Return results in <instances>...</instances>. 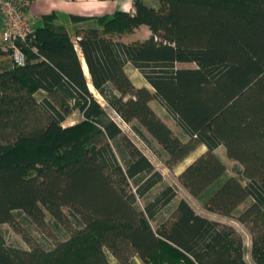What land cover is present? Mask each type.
<instances>
[{
	"label": "trees",
	"instance_id": "trees-1",
	"mask_svg": "<svg viewBox=\"0 0 264 264\" xmlns=\"http://www.w3.org/2000/svg\"><path fill=\"white\" fill-rule=\"evenodd\" d=\"M132 4L133 13L76 19L86 26L76 30V42L45 17L24 46L27 63L0 73V264H146L164 251L187 264H247L233 228L177 198L102 106L76 43L96 93L122 120L136 122L132 129L148 146V134L162 146L169 168L206 147L179 180L208 210L236 213L252 233L253 259L264 264V0ZM142 25L151 31L148 38L122 39ZM130 65L148 86L135 85ZM153 99L187 139L156 112ZM77 110L82 119L65 127ZM110 141L134 191L114 181L122 168ZM221 146L239 164L232 175L217 153ZM165 208L169 217L158 220ZM23 212L39 226L49 224L60 241L44 240L31 250L8 246L1 226Z\"/></svg>",
	"mask_w": 264,
	"mask_h": 264
},
{
	"label": "rangeland",
	"instance_id": "rangeland-1",
	"mask_svg": "<svg viewBox=\"0 0 264 264\" xmlns=\"http://www.w3.org/2000/svg\"><path fill=\"white\" fill-rule=\"evenodd\" d=\"M144 33L142 31H138L136 34V37L134 36H128L127 40H133L134 38H140ZM139 36V37H138ZM11 56V55H10ZM12 58V57H11ZM14 64V63H13ZM178 67L181 66H193L195 67L194 63H184V64H178ZM130 76L132 77L133 81L135 83H140L141 78L138 72L135 70L129 71ZM150 87V86H149ZM92 89V88H91ZM97 99L100 101L102 106L107 108V112L109 115L115 120V122L122 128L123 132L128 135V137L139 147V149L151 160L153 165L158 169L164 178V184H169L174 187V189L177 192L178 197L177 198H184L186 199L190 205L194 208V210L212 220L219 221L220 223L231 226L235 233L233 234V237L239 238L242 241L243 244V251H244V259L247 264H257L255 260L252 257V233L250 232L249 226L246 224H243L239 222L236 219V213L233 216H224L219 213L212 212L205 208L203 204V199L197 198L193 196L180 182L179 175L181 172L190 164L192 163L201 153L205 150L204 146L201 144L197 147L195 151H193L187 158L173 166L172 168H169L165 164V160L167 158L166 152L163 150L162 146L158 144L156 140L151 138V136L148 134L149 139L151 140V145L148 146L132 129L133 123H127L124 120H122L112 109L108 108L106 106V103L100 97L95 89H92ZM152 107L157 110L158 114L164 118L169 124L171 125L174 132L178 135H180L182 138L187 139V135L181 128V126L178 124L175 117L169 112V110L158 100L153 99L151 101ZM82 119V116L80 112L77 110L69 115L68 120L64 122V126H72L76 123H78L79 120ZM113 150L115 151L122 169H117L113 172V177L115 183L124 191V192H130L135 190V185L133 181L128 180L124 175V166L125 163L121 158V155L119 154L118 148L116 144L113 141H110ZM217 153L220 155V157L225 161L227 165L228 173L233 172L235 165H239L238 162L235 160L229 158L226 155L225 147L221 146L220 149H218ZM163 187V184L157 185L152 192L148 195V199H151L155 194H157L161 188ZM215 188H210V190L206 193V195H210ZM250 202V199L246 200L244 203L239 205V210H242L245 208V206ZM138 203L141 208H144L145 200L139 198ZM66 211H68L66 209ZM27 216L28 220H24L22 217ZM169 217L168 209L165 208L160 211L159 215L157 216V219L160 220L163 218L165 220ZM32 218L25 212L22 214H18V217L15 218V220L11 222L4 223L1 226L5 242L8 246L14 247V248H21L24 250H31L36 247H41V243L44 242V240L51 242V243H57L60 241V236H57V233L54 232L50 227L49 224H46L45 226H39L38 224L34 223ZM46 221L51 222L50 215L47 212ZM152 226L154 229H157L159 227V224L156 221H151ZM65 229V228H64ZM72 229L74 227L69 228L68 234L71 233ZM171 251H164L160 252L156 257L149 260L146 264H187L184 262L182 257H178L176 255H173ZM114 260V259H113Z\"/></svg>",
	"mask_w": 264,
	"mask_h": 264
},
{
	"label": "crops",
	"instance_id": "crops-1",
	"mask_svg": "<svg viewBox=\"0 0 264 264\" xmlns=\"http://www.w3.org/2000/svg\"><path fill=\"white\" fill-rule=\"evenodd\" d=\"M28 2L29 4L27 7V15L34 26L41 23V21L45 17L51 16L49 19V22L54 24L55 28L63 29L69 32L74 42L77 41L76 30L79 27H86L85 25H80L76 21V19H78L79 17L86 18V17H96V16H101V15H107V14L110 15L116 12L117 10L131 12V13L135 11L133 8L132 0H28ZM3 30H4V20L0 13V49L4 51L3 54H0V73L7 71V70H11L14 67L13 60L10 54L7 51H5L2 46ZM138 31H142L144 34L140 36V38H134L133 40H127L128 39L127 37L130 35L136 37V34ZM150 34H151V31L149 30L148 26L142 25L140 28L136 29L133 33L123 35L122 39L126 42L144 40L148 38ZM75 47L80 55L82 68L89 81L88 82L89 88L92 91L91 86L93 85L90 82V75H89L87 64L82 56V53L77 43L75 44ZM178 64H184V63H178ZM181 67H188V66H181ZM189 67H193V66H189ZM132 70H135L136 72H138L141 78L140 83L137 84L134 82L135 85L139 87L148 86L145 78L139 72V70L134 68L132 65H130L128 67V73L129 71H132ZM164 121L171 127L169 122H167L165 119ZM204 148L206 150L205 146ZM218 149H220V147ZM204 151H202V153ZM237 166L238 165H235V167ZM227 173H228V170H227ZM228 174L232 175L234 174V171Z\"/></svg>",
	"mask_w": 264,
	"mask_h": 264
},
{
	"label": "built area",
	"instance_id": "built-area-1",
	"mask_svg": "<svg viewBox=\"0 0 264 264\" xmlns=\"http://www.w3.org/2000/svg\"><path fill=\"white\" fill-rule=\"evenodd\" d=\"M28 4V0H0V13L4 20L2 46L18 66L27 63L24 46L34 33V25L27 15Z\"/></svg>",
	"mask_w": 264,
	"mask_h": 264
},
{
	"label": "bare ground",
	"instance_id": "bare-ground-1",
	"mask_svg": "<svg viewBox=\"0 0 264 264\" xmlns=\"http://www.w3.org/2000/svg\"><path fill=\"white\" fill-rule=\"evenodd\" d=\"M85 68H86V66H85ZM91 88L94 89L92 86H91Z\"/></svg>",
	"mask_w": 264,
	"mask_h": 264
}]
</instances>
